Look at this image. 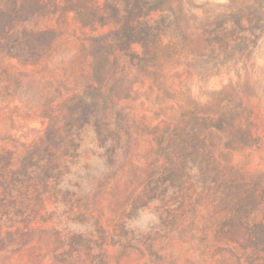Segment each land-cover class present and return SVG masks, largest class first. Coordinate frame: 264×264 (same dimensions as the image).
I'll list each match as a JSON object with an SVG mask.
<instances>
[{
	"label": "rangeland",
	"instance_id": "1",
	"mask_svg": "<svg viewBox=\"0 0 264 264\" xmlns=\"http://www.w3.org/2000/svg\"><path fill=\"white\" fill-rule=\"evenodd\" d=\"M66 1L44 0L24 22L55 31L39 60L0 54V153L12 169L27 155L52 176L42 201L0 162V264H248V254L263 264V103L208 95L227 77L197 81L176 25L162 49L167 74L130 76L117 25L83 26ZM256 56L264 64V39Z\"/></svg>",
	"mask_w": 264,
	"mask_h": 264
},
{
	"label": "trees",
	"instance_id": "2",
	"mask_svg": "<svg viewBox=\"0 0 264 264\" xmlns=\"http://www.w3.org/2000/svg\"><path fill=\"white\" fill-rule=\"evenodd\" d=\"M188 4L200 13L187 8L185 0H105L103 4L94 0L88 9L68 0L64 6L66 11L78 16L83 26L116 24L111 34L131 61L128 73L142 80L156 82L160 75L169 71L162 61V49L173 44L171 37L167 44L164 39L168 36V28L176 25L182 30L179 41L192 56L187 69L197 81L203 84L213 76L227 77L228 83L223 90L206 91L208 95L227 92L239 102L246 97L258 98L264 106V64H259L256 56V49L264 39V0H227L223 4L206 6L191 1ZM26 6L29 10L24 12ZM44 7V0H0V54L33 64L49 50L56 37L55 31L31 28L24 23L41 13ZM19 24L23 27L20 31ZM48 34L51 38L42 41ZM136 44L140 45V52L135 51ZM206 56L210 59L204 65H197ZM222 104L218 108L221 109ZM214 126L217 131L237 128L241 139L250 138L248 128L222 123ZM31 159L26 155L19 167L12 169L13 158L0 153V162L9 168L8 172H13L11 180L30 184L37 198L44 201L41 185L48 184L52 176L45 166L40 170L30 169ZM0 180L1 184L7 181ZM258 226H264V222ZM249 256L245 259L253 264Z\"/></svg>",
	"mask_w": 264,
	"mask_h": 264
}]
</instances>
